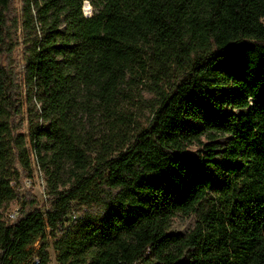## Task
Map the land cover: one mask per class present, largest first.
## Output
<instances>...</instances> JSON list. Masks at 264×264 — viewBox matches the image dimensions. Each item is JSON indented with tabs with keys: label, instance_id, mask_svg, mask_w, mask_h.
I'll return each instance as SVG.
<instances>
[{
	"label": "trees",
	"instance_id": "obj_1",
	"mask_svg": "<svg viewBox=\"0 0 264 264\" xmlns=\"http://www.w3.org/2000/svg\"><path fill=\"white\" fill-rule=\"evenodd\" d=\"M90 2L0 0V264H264V0Z\"/></svg>",
	"mask_w": 264,
	"mask_h": 264
},
{
	"label": "rangeland",
	"instance_id": "obj_2",
	"mask_svg": "<svg viewBox=\"0 0 264 264\" xmlns=\"http://www.w3.org/2000/svg\"><path fill=\"white\" fill-rule=\"evenodd\" d=\"M16 5H19V0H15ZM91 7V11L93 13L94 7L91 4L90 0H83L81 10L82 13L85 15V12ZM86 16V15H85ZM18 36L19 39H22V33L20 30L18 31ZM14 59V63L17 66L18 71L22 74L23 73V68H24V63L22 61V52H21V46H19L12 55ZM5 57H3V62H5ZM144 97H148L149 94L146 92H143ZM38 107V105H36ZM147 114V111H146ZM23 124H22V132H24L26 135L28 134V124H27V119H28V112L26 111V107L24 108L23 114ZM28 140V138H27ZM27 147L30 152V158H31V163H32V172L30 175L26 174L25 172L22 171V168L17 162H13V168L18 171V175H14L12 178L11 184L17 187V190L22 192V191H30L32 194H34L39 202H42L46 199V182H45V175L43 171L38 167L35 158L33 157L32 154V145L30 141L28 140L27 142ZM18 207V203L14 200L9 203L7 206V210H11L14 208ZM77 214V213H74ZM73 217V216H72ZM194 222V215H176L173 218L172 225L169 229L171 232H186L188 231ZM48 243L47 251L49 253V263L48 264H59L56 259H55V251L52 248V241L53 238L51 236H47L46 239Z\"/></svg>",
	"mask_w": 264,
	"mask_h": 264
},
{
	"label": "built area",
	"instance_id": "obj_3",
	"mask_svg": "<svg viewBox=\"0 0 264 264\" xmlns=\"http://www.w3.org/2000/svg\"><path fill=\"white\" fill-rule=\"evenodd\" d=\"M47 197V196H46ZM17 214H18V210L17 208H14V209H11V210H8L5 214V218L10 221V222H13L16 217H17ZM35 246L37 247L38 246V242L35 243ZM32 261L34 263H39V257L36 255V256H33V259Z\"/></svg>",
	"mask_w": 264,
	"mask_h": 264
},
{
	"label": "clouds",
	"instance_id": "obj_4",
	"mask_svg": "<svg viewBox=\"0 0 264 264\" xmlns=\"http://www.w3.org/2000/svg\"><path fill=\"white\" fill-rule=\"evenodd\" d=\"M85 15L86 16L92 15L91 7H89V9L85 12Z\"/></svg>",
	"mask_w": 264,
	"mask_h": 264
}]
</instances>
